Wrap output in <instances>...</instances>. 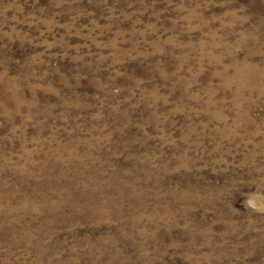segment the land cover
<instances>
[{
    "label": "rangeland",
    "instance_id": "374dc122",
    "mask_svg": "<svg viewBox=\"0 0 264 264\" xmlns=\"http://www.w3.org/2000/svg\"><path fill=\"white\" fill-rule=\"evenodd\" d=\"M0 264H264V0H0Z\"/></svg>",
    "mask_w": 264,
    "mask_h": 264
},
{
    "label": "bare ground",
    "instance_id": "6f19581e",
    "mask_svg": "<svg viewBox=\"0 0 264 264\" xmlns=\"http://www.w3.org/2000/svg\"><path fill=\"white\" fill-rule=\"evenodd\" d=\"M241 67V66H240ZM249 71V70H248ZM251 73V72H250ZM254 73V72H253ZM238 75V74H237ZM245 76V75H244ZM247 76V75H246ZM56 202V201H55Z\"/></svg>",
    "mask_w": 264,
    "mask_h": 264
}]
</instances>
